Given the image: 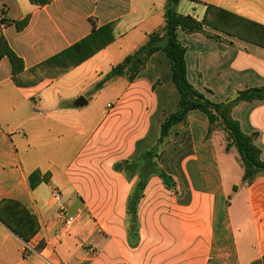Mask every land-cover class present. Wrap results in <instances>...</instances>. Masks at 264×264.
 <instances>
[{"label": "crops", "instance_id": "1", "mask_svg": "<svg viewBox=\"0 0 264 264\" xmlns=\"http://www.w3.org/2000/svg\"><path fill=\"white\" fill-rule=\"evenodd\" d=\"M166 3L0 0V35L23 63L14 75L9 57L0 58V201L19 202L35 214L40 227L28 242L40 254H25L27 242L0 222V264H252L263 260L264 175L250 184L243 182L236 149L226 151V133L217 128L208 135V119L197 110L190 111L186 122L167 136L156 161L172 187L159 174L148 178L137 206L139 243L129 244L127 201L137 178L128 181L114 165L149 148L147 143L140 151L155 118L161 129L164 119L159 115L165 118L176 110L178 95L162 52L150 58L133 82L120 77L99 91L94 88L114 66L145 45L149 35L163 29ZM182 4L179 0L177 12L187 15L180 12ZM207 5L212 4H204L203 16H191L202 20ZM213 6L264 25V0H217ZM26 18V26L17 28L16 23ZM112 22L114 41L81 64L64 68L62 61L54 60ZM218 35L219 40L179 30L190 84L214 103L263 87L264 48ZM162 84L167 95L164 109L158 93ZM106 91L119 93L102 111L85 108ZM80 96L88 103L76 107ZM231 116L245 134L258 133L255 144L264 161V100L240 102ZM195 125L200 132L196 133ZM208 163L218 171L216 183L205 176ZM219 198L225 203L220 232L216 230ZM62 209L78 220L70 234L58 239ZM44 230L48 244L39 240Z\"/></svg>", "mask_w": 264, "mask_h": 264}, {"label": "trees", "instance_id": "2", "mask_svg": "<svg viewBox=\"0 0 264 264\" xmlns=\"http://www.w3.org/2000/svg\"><path fill=\"white\" fill-rule=\"evenodd\" d=\"M30 1L35 3V0ZM42 1L46 3L50 0ZM178 2L179 0H167L163 29L149 35L145 45L114 66L94 89L99 91L107 82L120 77H125L130 83L133 82L146 68L150 58L156 53L162 52L170 64V81L177 92L178 102L176 110L166 116L161 123L159 144L164 142L172 128L186 122L190 111H200L208 119V135H211L217 128H221L226 133V151L229 152L232 148L236 149L240 164L244 169L242 181L250 184L260 174L264 175L261 150L255 144L258 133L245 134L240 123L232 118L231 113L240 102L263 101L264 86L242 90L234 99L226 102H212L188 81L186 47L179 41L178 32L181 30L185 34L202 33L219 40V35L208 33L207 28H210L264 48V25L213 5H207L204 17L202 20H198L191 15L178 13L176 9ZM27 23L28 18L17 22L16 26L23 28ZM114 25L115 23L112 22L93 31L89 36L54 57V60L62 61L64 68L81 64L114 41ZM3 56L9 57L14 75L23 69L22 60L10 49L3 36L0 35V58ZM157 153L155 150H145L135 154L130 160L114 165V169L122 173L128 181L131 182L137 178L127 201L126 223L131 247H136L140 239L137 206L143 196L148 178L159 174L166 186L172 187L169 181L170 177L158 168ZM237 189L238 186L233 187L234 192ZM0 222L24 242H29L40 228L35 214L11 199L0 201ZM252 264H264V258L261 262L255 261Z\"/></svg>", "mask_w": 264, "mask_h": 264}, {"label": "rangeland", "instance_id": "3", "mask_svg": "<svg viewBox=\"0 0 264 264\" xmlns=\"http://www.w3.org/2000/svg\"><path fill=\"white\" fill-rule=\"evenodd\" d=\"M182 2H183V4L180 8L181 13L187 14V15H200L202 9L204 8L205 3L214 5L217 2V0H182ZM238 12H240L242 14H247L246 9H240V10H238ZM201 16H203V12H202ZM207 31L210 34H214V35L219 34V32H216L210 28H208ZM187 40H188V38H187ZM162 79L166 80L164 77ZM121 83L123 84V82H121ZM119 87H120V85H119ZM165 89H166V87L164 84H162L161 87L158 86V93L160 95L161 104H162L163 109L165 107L166 99H167ZM94 92H96L95 89H94ZM117 93H119V92L118 91H113V92L112 91H109V92L106 91L100 96L96 95L95 98H98L97 101L94 102L95 101L94 100V101L90 102V104L88 106H86L85 108L91 106V107H96L97 110H99V111H102L108 101H112L115 99V96ZM85 97H87L89 99V98H91V95L87 94ZM160 117L162 119H164V116L162 117L161 114L159 115V118ZM173 129L175 130L176 128L174 127ZM195 130H196V133L201 131L199 125H195ZM160 134H161V129H160L158 119L156 117L154 120V123H153V129H152V132L150 134V137L148 138V141L145 144H142L140 146V151L144 148V145L149 143L150 146L147 150H150V149L153 151L155 150L158 152L157 154L159 155L162 147L164 145H166V140H167V138H165L164 142L162 144H159L158 138L160 137ZM176 140L178 141V139H175L174 141H176ZM171 142H173V140H171ZM171 144H173V143H171ZM176 152L179 154L182 151L177 150ZM235 152L237 153L236 150H235ZM179 157H180V155H179ZM158 158H160V160H162V158L160 156ZM191 172H192V176H193V178L197 184L196 186L199 187V183H197V179H195V178H197L196 173L193 170ZM204 172H205V176L210 178V179H213L215 183L218 181V177H219L218 175L219 174H218V171H217V169L213 163L206 164V169ZM228 195H229V197H232L234 195L232 189L229 190ZM218 197H222V195L219 193ZM69 214H71V213H69ZM224 219H225V203L221 200V198H219L218 204H217V210H216V230L218 232H220V230H222Z\"/></svg>", "mask_w": 264, "mask_h": 264}, {"label": "built area", "instance_id": "4", "mask_svg": "<svg viewBox=\"0 0 264 264\" xmlns=\"http://www.w3.org/2000/svg\"><path fill=\"white\" fill-rule=\"evenodd\" d=\"M60 219H61V224L58 229V234H57L58 239H62L70 233L72 227L77 222L78 217L69 215L65 209H62L60 212ZM46 234H47V230H44V234L39 237L40 238L39 240L45 242V244L46 243L48 244V238ZM23 252L25 254L29 252H36L40 254V251L37 249V246L34 247L28 242L24 244Z\"/></svg>", "mask_w": 264, "mask_h": 264}, {"label": "water", "instance_id": "5", "mask_svg": "<svg viewBox=\"0 0 264 264\" xmlns=\"http://www.w3.org/2000/svg\"><path fill=\"white\" fill-rule=\"evenodd\" d=\"M87 103H88V100H87L85 97L80 96V97H78V99L75 101V106H76V107H83V106H85Z\"/></svg>", "mask_w": 264, "mask_h": 264}]
</instances>
